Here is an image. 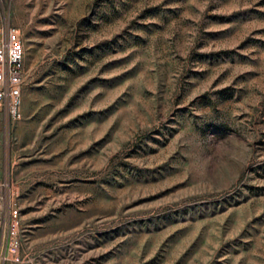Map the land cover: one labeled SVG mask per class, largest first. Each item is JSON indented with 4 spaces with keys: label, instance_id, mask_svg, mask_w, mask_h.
<instances>
[{
    "label": "rangeland",
    "instance_id": "obj_1",
    "mask_svg": "<svg viewBox=\"0 0 264 264\" xmlns=\"http://www.w3.org/2000/svg\"><path fill=\"white\" fill-rule=\"evenodd\" d=\"M5 22L0 264H264V0H0Z\"/></svg>",
    "mask_w": 264,
    "mask_h": 264
},
{
    "label": "built area",
    "instance_id": "obj_2",
    "mask_svg": "<svg viewBox=\"0 0 264 264\" xmlns=\"http://www.w3.org/2000/svg\"><path fill=\"white\" fill-rule=\"evenodd\" d=\"M25 84V45L20 30L5 22L0 24V108L5 110L6 116L16 119L21 116L23 105L22 90ZM3 197L0 196V210ZM11 223L9 228L8 250L17 255L19 241L17 226L19 224L18 210L11 209Z\"/></svg>",
    "mask_w": 264,
    "mask_h": 264
}]
</instances>
